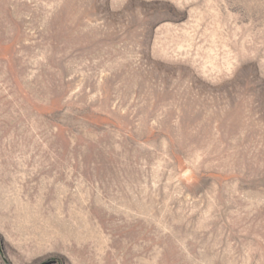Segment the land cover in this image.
Segmentation results:
<instances>
[{"label": "rangeland", "instance_id": "obj_1", "mask_svg": "<svg viewBox=\"0 0 264 264\" xmlns=\"http://www.w3.org/2000/svg\"><path fill=\"white\" fill-rule=\"evenodd\" d=\"M0 264H264V0H0Z\"/></svg>", "mask_w": 264, "mask_h": 264}]
</instances>
